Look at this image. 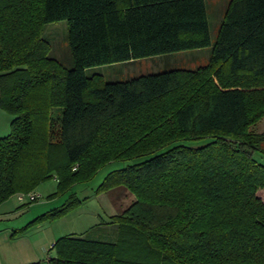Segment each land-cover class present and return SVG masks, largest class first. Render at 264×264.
<instances>
[{"label": "trees", "instance_id": "trees-1", "mask_svg": "<svg viewBox=\"0 0 264 264\" xmlns=\"http://www.w3.org/2000/svg\"><path fill=\"white\" fill-rule=\"evenodd\" d=\"M59 21L72 69L42 36ZM210 45L206 0H0V109L12 117L0 206L53 175L64 193L110 162L152 156L99 189L136 199L111 219L116 241L61 237L49 264H264V133L251 130L264 118V0L230 1L206 66L115 83L86 75ZM80 203L71 197L15 234Z\"/></svg>", "mask_w": 264, "mask_h": 264}, {"label": "rangeland", "instance_id": "rangeland-1", "mask_svg": "<svg viewBox=\"0 0 264 264\" xmlns=\"http://www.w3.org/2000/svg\"><path fill=\"white\" fill-rule=\"evenodd\" d=\"M230 1L206 0L211 38V45L209 47L144 58L134 62L92 67L86 70V75L88 77L98 76L106 83H115L125 82L143 75L158 74L171 70H196L206 66L209 63L219 27ZM42 36L51 45L49 56L58 60L67 69H72L74 65L69 50L67 22L59 21L47 24ZM5 128L6 123L0 121L1 132ZM251 130L256 133H264V118L253 125ZM9 132L10 125L8 133L0 135V138L7 136ZM207 141L208 139L174 143L161 149L158 154L168 151L177 144L196 147L205 144ZM151 157L148 156L127 162H110L102 167L92 180L86 183H77L64 193L58 192L59 181L56 175H53V177L34 188L33 192L38 194L39 199L32 201V205L22 206V203L17 199L18 194L9 199L11 202L6 205L14 207L16 212L12 222L14 226L21 228L47 212L65 205L71 197H76L81 203L67 215L52 222H40L32 228L46 229L52 242L68 235L115 242L118 227L112 223L111 219L113 216L122 214L136 199L125 187H117L103 192L99 191V189L112 172L141 163ZM255 159L264 164V144L259 147L258 152L255 154ZM28 200L29 198L25 197L23 204L30 202Z\"/></svg>", "mask_w": 264, "mask_h": 264}, {"label": "crops", "instance_id": "crops-1", "mask_svg": "<svg viewBox=\"0 0 264 264\" xmlns=\"http://www.w3.org/2000/svg\"><path fill=\"white\" fill-rule=\"evenodd\" d=\"M0 121L6 123V130L3 129L2 132L0 130V133L4 134L0 135H6L12 117L0 109ZM30 195L38 196L36 192L16 196L22 206H30L32 205L31 202L23 204L25 197L29 198ZM21 197L23 199H20ZM9 202L11 201H6L0 206V264H49V260L53 256L51 248L58 239L52 242L49 232L46 229H37V227L31 228L23 234H15L24 226L21 228L14 226L12 221L16 212L14 207L6 205Z\"/></svg>", "mask_w": 264, "mask_h": 264}, {"label": "built area", "instance_id": "built-area-1", "mask_svg": "<svg viewBox=\"0 0 264 264\" xmlns=\"http://www.w3.org/2000/svg\"><path fill=\"white\" fill-rule=\"evenodd\" d=\"M39 197L37 196V195H30L29 196V200H30V202H32V201H34V200H36V199H38ZM20 199H23L22 197L20 198Z\"/></svg>", "mask_w": 264, "mask_h": 264}]
</instances>
